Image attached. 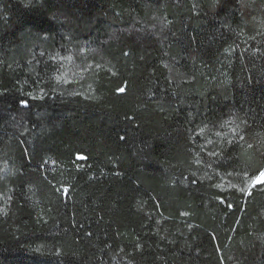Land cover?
Wrapping results in <instances>:
<instances>
[{"label":"trees","instance_id":"obj_1","mask_svg":"<svg viewBox=\"0 0 264 264\" xmlns=\"http://www.w3.org/2000/svg\"><path fill=\"white\" fill-rule=\"evenodd\" d=\"M262 169L264 0H0V264H264Z\"/></svg>","mask_w":264,"mask_h":264},{"label":"snow or ice","instance_id":"obj_2","mask_svg":"<svg viewBox=\"0 0 264 264\" xmlns=\"http://www.w3.org/2000/svg\"><path fill=\"white\" fill-rule=\"evenodd\" d=\"M125 55H128V53H125ZM61 59H64V58L62 57ZM66 59H68V60L70 61V60L72 59V57H71V56H68ZM60 79H62V77H59V76H58V77H57V80H60ZM66 82H67V81H66ZM118 91H120V92H124V88H120ZM21 103H23L25 106H27L26 102L22 101ZM128 119H133V118H132V117H128ZM231 131H232L233 133H236V132H237V128L234 127V128L231 129ZM200 132L203 133V132H204V129H203V128L200 129ZM216 135L219 136L220 133L217 132ZM120 139H124V138H123V137H120ZM240 139H241V140L244 139L243 135H240ZM209 142H210V141H209ZM228 142H229V143H232L231 140H229ZM249 147H252V145H249ZM208 155H210V156H217V155H219V153H217V152H209ZM77 159L84 160V159H86V157H83V156H79V155H78ZM193 183H195V180H193ZM257 185L264 186V169L260 170V171L256 174L255 178H254V179L252 180V182H251L250 187H256ZM217 187H221V185H217ZM57 191H60V190L57 189ZM67 191H68V190L65 188V189H64V195L67 194ZM240 191H242V192H244V191H248V195H251V194H252L250 190H246L245 188H241ZM228 207L231 208L232 205L229 204Z\"/></svg>","mask_w":264,"mask_h":264}]
</instances>
